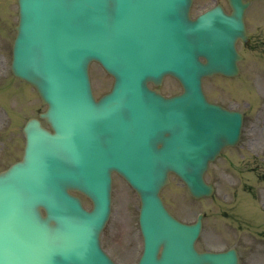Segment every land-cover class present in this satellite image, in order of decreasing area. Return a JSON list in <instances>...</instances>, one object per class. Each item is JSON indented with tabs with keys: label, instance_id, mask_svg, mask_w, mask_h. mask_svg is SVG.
Masks as SVG:
<instances>
[{
	"label": "water",
	"instance_id": "95a60500",
	"mask_svg": "<svg viewBox=\"0 0 264 264\" xmlns=\"http://www.w3.org/2000/svg\"><path fill=\"white\" fill-rule=\"evenodd\" d=\"M28 78H30L33 82L36 81V79H43L38 74H35L33 71H31L28 74ZM48 87H51V85H48ZM43 86H41V89ZM76 95L79 99V105L76 107V109L80 112V109L82 110H88L89 112L92 111V108H88L85 106V102L87 101L90 92L87 88L80 86L77 87ZM171 165V164H170ZM146 164L143 163L142 167L141 164L138 166V172L139 176L142 175L150 176L152 178L159 177L161 178V181H148V185L150 188V191L144 192L140 188V194L143 195H154L158 198L157 193L159 186L162 185L166 179L161 176V173L155 174L153 168H145ZM103 180H100L97 184L96 190L97 192L92 195V198L94 200L95 209L92 212V215H100V221L102 222L106 215L108 214L110 210V193H111V179H110V169H107L106 172L104 171L102 173ZM135 175V174H134ZM44 179H47L46 174L44 175ZM164 179V180H163ZM64 183H61L60 185L53 186V188H49L47 192L44 193L42 188H20L18 187V184H16V194L12 195L14 200L11 202V204L8 205L10 209H17L22 210L24 213L30 215L32 219L35 222H46L41 216H40V208L39 204H43L48 210H56V209H62V210H69L70 213H73L74 215H77V218L80 220L82 217H88V215L91 214V212L85 211L83 209L81 202L79 198L72 196L67 186L68 184H72L71 186H74V183L76 181H73L70 176H64L62 178ZM19 181H23V179H19ZM33 183V182H31ZM132 183L135 184L134 181ZM53 184H51L50 187H52ZM68 187V188H67ZM19 200V201H18ZM158 210H163V206L159 200V204L157 206ZM37 212L38 214H35ZM150 215V214H148ZM87 223H91L92 221L86 220ZM77 257V253L72 249L69 252V259L70 261H73Z\"/></svg>",
	"mask_w": 264,
	"mask_h": 264
},
{
	"label": "rangeland",
	"instance_id": "374dc122",
	"mask_svg": "<svg viewBox=\"0 0 264 264\" xmlns=\"http://www.w3.org/2000/svg\"><path fill=\"white\" fill-rule=\"evenodd\" d=\"M248 80L245 76H242L239 80H234V79H224V81L222 80H219V83L222 84L224 82H228V83H231V84H236L238 86H240L241 88H244L246 87L247 83H248ZM101 84L97 85L96 87L98 88L99 91H101L103 89V87L100 86ZM256 100L257 99V96L252 93L248 96V100ZM230 103V102H229ZM231 104V103H230ZM232 105H235V104H232ZM2 115V114H1ZM2 118H3V121L5 119V116L2 115ZM260 138H262V135H260ZM3 141L0 140V156L2 155V152H3V149H2V144ZM6 158L5 157H0V167H4L7 163H6ZM210 179L212 181H215V178L213 176V173H212V170L210 171V175H209ZM218 186L220 187V184H218ZM114 200H115V210H117L116 213L113 214L112 216V219L104 233L105 235V239L109 240V237L111 236V234L113 233L117 223L119 222V210H127L128 209V205H127V197L125 195V193L121 190L119 191V183H116L115 184V189H114ZM137 201H134L131 203L130 205V210L131 208L134 207V204L136 203ZM179 206H176V212L179 213L182 217H184L185 219H192L194 214H195V211L198 210V208H195V210H182V208H178ZM251 210H257V209H251ZM210 231V226L208 225L206 227V231H205V234H207L208 232ZM217 244H220L219 242H217Z\"/></svg>",
	"mask_w": 264,
	"mask_h": 264
}]
</instances>
